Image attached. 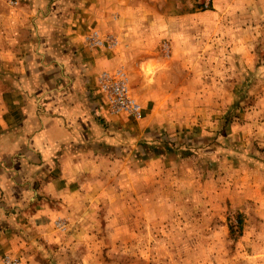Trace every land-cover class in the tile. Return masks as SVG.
Segmentation results:
<instances>
[{
  "label": "rangeland",
  "instance_id": "rangeland-1",
  "mask_svg": "<svg viewBox=\"0 0 264 264\" xmlns=\"http://www.w3.org/2000/svg\"><path fill=\"white\" fill-rule=\"evenodd\" d=\"M134 1L0 0V264H264V0Z\"/></svg>",
  "mask_w": 264,
  "mask_h": 264
},
{
  "label": "crops",
  "instance_id": "crops-1",
  "mask_svg": "<svg viewBox=\"0 0 264 264\" xmlns=\"http://www.w3.org/2000/svg\"><path fill=\"white\" fill-rule=\"evenodd\" d=\"M55 4H57L58 6H60V2L61 3H65L66 5L71 6L72 8L70 9L71 11H69V13H71L70 15L68 14L67 16L61 17L60 22H61V29L63 30L61 32V36L63 37V40L65 41V43L67 45H69L68 43L70 42V39L73 38L76 41H78L81 45L82 42H84V30L87 26L91 25H95V27H99L100 29H102V31H106V23H111L113 21V16L115 11H120L117 14V19H121L123 18V12L127 10V6L129 4V2H135L134 0H69V1H62V0H54ZM135 6V5H133ZM55 8V7H54ZM125 8V9H124ZM50 15H53V13H51ZM126 15V14H125ZM46 20H48V18H51V16H44ZM38 20H43L42 18H38ZM122 20V19H121ZM119 21V20H118ZM44 22H48V21H44ZM114 22V21H113ZM74 25V27H72ZM112 26V24L110 25V27ZM45 39H47L48 37L50 38V40H52L53 38H58L55 37L54 35L51 34V32L47 29L45 32H43ZM44 39V40H45ZM63 44V43H62ZM50 48L52 49V43L49 44L46 41L42 42V50H46L47 53L49 54H53V58L56 59V63L58 62H63L66 63L67 62H77L74 65L77 66L80 63V57H82L83 53L80 52V50H78L77 54H72V52L70 51L69 53L66 52L64 54V52H60L59 50H57L58 52H56V54H54V52L51 50L50 52ZM86 52V54L89 55L88 57V64L89 66H95L97 64H100V68H106L109 67L111 64H113V57L110 54H107L105 52V50L102 51H93L91 50L89 52H87L85 49L82 50V52ZM103 52L104 54H102L101 56L98 55V53ZM64 55V56H63ZM73 55V56H72ZM97 56H100L99 58ZM119 56V55H118ZM76 57V59H75ZM115 62H117V60H115ZM59 65V63H58ZM73 65V66H74ZM54 104V103H53ZM61 104H63L61 102ZM53 107V105H52ZM59 110L61 109H65L66 111L64 112H68L67 114H65L64 112H61L62 114H60V112H58L57 118H51L53 120L52 123H56V125L58 127H60V119L63 116H69V109L66 107V104L63 105H58ZM1 111H3L2 109H0ZM4 114H3V118H6V113H7V109H4ZM58 110V109H56ZM0 111V113H1ZM16 115V114H15ZM0 120H1V116H0ZM3 120V119H2ZM4 123L6 124L5 120ZM13 121H9V124H12ZM8 125V123L6 124V126ZM9 127V125H8ZM62 130V129H61ZM59 132V130H57L56 128H48L47 126H44V129L42 130L41 133H39V135H37L38 137H35L34 142L31 141L30 143L33 144V148L36 149L35 144L38 142V139L43 135L46 136V142L44 141L43 146H40L41 150L45 149L48 147L49 143H53L54 140H57V137L55 134H57ZM27 133H35V131H33V129L30 127L27 131ZM8 140H13V139H8ZM16 140H13L14 143ZM13 142H9L7 144V146L5 147L7 150H5V153L8 154L9 150L13 147ZM18 145V144H17ZM4 149V146L2 147ZM3 149L0 148V151Z\"/></svg>",
  "mask_w": 264,
  "mask_h": 264
},
{
  "label": "built area",
  "instance_id": "built-area-1",
  "mask_svg": "<svg viewBox=\"0 0 264 264\" xmlns=\"http://www.w3.org/2000/svg\"><path fill=\"white\" fill-rule=\"evenodd\" d=\"M122 102H123V100H122ZM129 103H130V102H129ZM131 104H132V103H131ZM133 108H135V109H136V108H137V107H136V105H133Z\"/></svg>",
  "mask_w": 264,
  "mask_h": 264
}]
</instances>
